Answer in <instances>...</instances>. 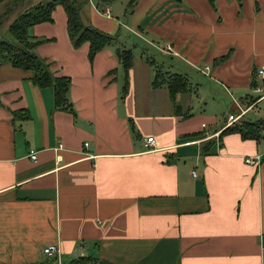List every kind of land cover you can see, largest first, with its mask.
<instances>
[{
	"label": "crops",
	"instance_id": "crops-1",
	"mask_svg": "<svg viewBox=\"0 0 264 264\" xmlns=\"http://www.w3.org/2000/svg\"><path fill=\"white\" fill-rule=\"evenodd\" d=\"M40 1L19 0L0 41ZM132 1L88 0L83 20L118 36L92 61L87 43L72 46L60 6L29 30L54 76L70 79L76 121L30 73L0 66V264H264V0H137L127 15ZM125 35L167 66L146 47L137 57ZM122 47L133 54L125 92ZM171 75L187 84L174 101ZM233 101L263 123L258 141L221 135Z\"/></svg>",
	"mask_w": 264,
	"mask_h": 264
},
{
	"label": "trees",
	"instance_id": "trees-1",
	"mask_svg": "<svg viewBox=\"0 0 264 264\" xmlns=\"http://www.w3.org/2000/svg\"><path fill=\"white\" fill-rule=\"evenodd\" d=\"M18 1L0 0V5L6 2L13 5L5 14L0 16V21L12 12L13 7L17 6ZM100 1L104 7L112 0ZM136 2L137 0H133L130 3L127 9V15L133 11ZM209 2L214 4L215 0H209ZM88 3V0H41L24 11L9 27L7 37L0 41V66L10 64L15 68L30 73V80L33 85L39 89H51L55 106L71 113L75 121L77 120V116L68 97L70 79L68 77L54 76L49 64L35 52V48L42 41L31 38L29 30L37 24L51 23L53 21L52 12L56 7L60 6L67 17V33L72 46L74 48H80L83 44L87 43L89 45L88 59L92 61L101 50L109 46H114L117 43L118 36L103 33L83 20L82 12ZM98 8L100 11L104 10L100 4ZM115 54L124 73L123 91L125 92L128 88V71L132 67L133 54L130 50H126L123 47L117 48ZM162 76V74H157L156 79H161ZM161 84L158 83V80L153 82L154 87L161 86ZM165 84L172 101H174L175 95L186 90L187 86L186 81L180 75L167 76ZM262 127L263 123L260 120L251 122L243 119L226 128L221 135L234 133L239 134L244 140L258 141ZM132 131L134 133L133 129ZM135 136L136 134L134 133ZM69 264H100V262L96 257L86 256L75 258Z\"/></svg>",
	"mask_w": 264,
	"mask_h": 264
},
{
	"label": "built area",
	"instance_id": "built-area-1",
	"mask_svg": "<svg viewBox=\"0 0 264 264\" xmlns=\"http://www.w3.org/2000/svg\"><path fill=\"white\" fill-rule=\"evenodd\" d=\"M169 47H167L166 51H169ZM257 79L260 80L261 86L255 87V93L258 94L257 102L264 100V67H261L256 72ZM234 105L238 109V114H230L227 118V124L232 125L234 123H238L243 119V117L251 110L252 107H247L246 109L241 108L238 103L233 101ZM154 145V139L153 138H147L145 140V148L147 150H150L149 148ZM60 148V147H59ZM30 158L32 161L36 160L35 152H31ZM260 162V156L256 157H248L245 158V163L248 165H258ZM193 177H196V173H193ZM43 253L48 257H54L56 254V248L53 246L47 247L44 249Z\"/></svg>",
	"mask_w": 264,
	"mask_h": 264
},
{
	"label": "rangeland",
	"instance_id": "rangeland-1",
	"mask_svg": "<svg viewBox=\"0 0 264 264\" xmlns=\"http://www.w3.org/2000/svg\"><path fill=\"white\" fill-rule=\"evenodd\" d=\"M180 2H183L184 3V0H180ZM125 37H127V36L125 35ZM126 44H127L126 46L128 48H133V47L137 48L134 51L135 52V55H137V57H139L140 55L142 56V54L144 52V48L146 47L148 49H146V51L144 52V55H143L145 59L154 60V62L156 64H159V65L163 63L165 66H167V64L169 62V59L167 58V56L162 55L156 48H153V47L148 46L147 44L141 42L140 39H136V38L132 39L130 37H127ZM162 73H164V72H162V70H160L156 74L161 75ZM202 85H204V84H202ZM200 91L202 93H204L205 90L202 88ZM253 118H254V116H252V114H251L249 116V119H252L253 120Z\"/></svg>",
	"mask_w": 264,
	"mask_h": 264
}]
</instances>
